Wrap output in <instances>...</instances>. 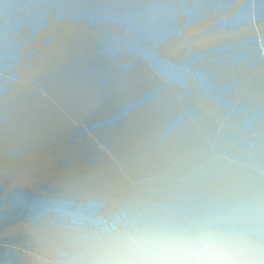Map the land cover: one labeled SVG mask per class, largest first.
<instances>
[{"label":"water","instance_id":"95a60500","mask_svg":"<svg viewBox=\"0 0 264 264\" xmlns=\"http://www.w3.org/2000/svg\"><path fill=\"white\" fill-rule=\"evenodd\" d=\"M232 209L224 247L84 243ZM0 264H264V0H0Z\"/></svg>","mask_w":264,"mask_h":264},{"label":"clouds","instance_id":"9594fccd","mask_svg":"<svg viewBox=\"0 0 264 264\" xmlns=\"http://www.w3.org/2000/svg\"><path fill=\"white\" fill-rule=\"evenodd\" d=\"M250 218L243 209L177 218L137 214L110 232H97L84 243L88 249H214L243 242Z\"/></svg>","mask_w":264,"mask_h":264}]
</instances>
